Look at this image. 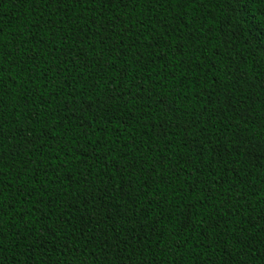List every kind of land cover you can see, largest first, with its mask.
Listing matches in <instances>:
<instances>
[{"label": "trees", "instance_id": "16d2710c", "mask_svg": "<svg viewBox=\"0 0 264 264\" xmlns=\"http://www.w3.org/2000/svg\"><path fill=\"white\" fill-rule=\"evenodd\" d=\"M0 264H264V0H0Z\"/></svg>", "mask_w": 264, "mask_h": 264}]
</instances>
